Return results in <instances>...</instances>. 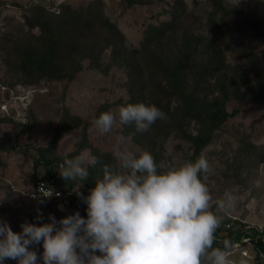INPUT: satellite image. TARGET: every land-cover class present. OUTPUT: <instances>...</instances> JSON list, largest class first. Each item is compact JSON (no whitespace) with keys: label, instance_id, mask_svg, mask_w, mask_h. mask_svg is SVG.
Instances as JSON below:
<instances>
[{"label":"rangeland","instance_id":"1","mask_svg":"<svg viewBox=\"0 0 264 264\" xmlns=\"http://www.w3.org/2000/svg\"><path fill=\"white\" fill-rule=\"evenodd\" d=\"M237 2L0 0V217L14 232L21 231L24 221L39 223L35 219L38 208L45 223L49 213L57 220L74 211L86 217L82 203L72 197L63 204L57 200L41 204L22 194L48 174L46 163L36 165L41 155L54 159L58 176L64 159L86 152L96 155L102 164L117 165L112 145L122 134L128 138L130 151L138 154L146 150L157 162L178 166L206 157L212 171L205 183L214 201H223L225 192L236 198L234 207L226 211L213 205L212 210L222 217L220 232L250 226L264 233V101L248 100L251 90L264 83V0ZM101 7L120 29L130 61L127 57L116 61L111 48L102 49L107 35L102 38L100 32L89 39L91 46L97 44L102 49L92 56L79 51L72 54L56 39L54 61L39 48L33 51L29 64L23 63L25 50L34 49L35 42L49 34L43 25L49 27L60 17L71 31L72 20L87 22L101 14ZM253 23L259 25L258 30ZM163 29L161 35L156 34ZM56 30L55 24L52 34H57ZM185 48H189L186 55ZM182 55L188 62L179 68ZM174 70L181 77L179 87L172 82ZM199 77L203 81L198 89H209L208 100H220L229 112H237L215 128L195 156L194 140L207 130L197 120L181 121L175 94L177 88L192 90ZM128 103L154 104L175 116L157 120L143 133L133 124L100 135L93 121L101 113L118 112ZM100 178V166H89V177L80 191L88 195ZM58 182L64 188L78 187L61 177ZM60 205L64 211L59 210ZM217 241L221 246L229 245L213 244V249L227 252L229 264H260L254 243ZM34 249L41 255L42 243Z\"/></svg>","mask_w":264,"mask_h":264},{"label":"clouds","instance_id":"2","mask_svg":"<svg viewBox=\"0 0 264 264\" xmlns=\"http://www.w3.org/2000/svg\"><path fill=\"white\" fill-rule=\"evenodd\" d=\"M167 119L154 104L128 103L118 112L101 113L93 125L100 135L133 124L143 133L157 120ZM127 142L122 134L115 137L117 165L102 164L91 152L59 165L60 177L78 185L73 191L86 205V217L74 211L57 220L49 213L45 223L38 208L39 223L24 221L20 232L0 217V264H229L226 251L213 249L222 217L212 209L216 204L226 211L236 198L225 192L223 201H214L205 183L212 171L208 159L201 156L178 166L157 162L146 150L130 151ZM98 165L102 178L85 196L80 189L89 166ZM52 195L51 189L42 196ZM32 198L44 203L35 193ZM58 208L65 210L63 205ZM41 243L38 255L34 246Z\"/></svg>","mask_w":264,"mask_h":264},{"label":"trees","instance_id":"3","mask_svg":"<svg viewBox=\"0 0 264 264\" xmlns=\"http://www.w3.org/2000/svg\"><path fill=\"white\" fill-rule=\"evenodd\" d=\"M101 11V14H98L93 19L88 20L85 22L84 20L80 21H73V25H71L69 28H72L71 31L67 30L68 22L65 23L64 18L60 19L58 17V20L55 22L53 19L52 24L43 25V29L45 30V33H49L46 36L40 37L38 42H35V46L32 48L34 49H26L25 55L22 57L24 59L23 63L29 64L30 57L33 55V51L36 52L39 48L45 51V55L49 60L54 61L56 51L58 50L56 47H54V44H56V39L59 40V42H62V46L66 44V47L69 51L72 52V54H75L79 51V53L92 56L93 52H97L102 49L111 48L114 58L116 61L122 60L127 57V60L130 61L132 58L128 51L123 46V37L120 29L112 24L108 20V17H106L102 12V7L99 8ZM231 10H226L224 12L230 13ZM100 13V12H99ZM85 22V23H84ZM57 25L58 33L56 34L53 32L52 29L54 28V25ZM86 26V27H85ZM253 26L256 30L259 29V25L257 23H253ZM52 27V28H51ZM96 29V32L93 31ZM163 30H157V35H161ZM93 32V33H92ZM102 33V38H104V35H107L104 38V45L102 49H99V45L95 44L92 45V43L89 42V39L91 38L92 34H99ZM91 33V34H89ZM154 33V32H153ZM55 39V43L54 40ZM84 45V46H83ZM62 46H58V48H61ZM28 48V47H27ZM56 50H54V49ZM79 48H83L82 50H79ZM99 49V50H98ZM184 54L186 55L189 51V48H185ZM32 60V59H31ZM178 67L181 68V66L187 65L188 57L182 55L180 56L178 60ZM55 65V64H54ZM207 65H209L207 63ZM57 70L56 68H54ZM175 78H173L172 82L176 85V87H179V79L181 80V77L176 75V70H174ZM183 76V75H182ZM185 77V76H183ZM203 81L202 77H199L194 82V87L192 90L184 91L182 89L177 88L175 96L178 97V106L176 108V113L178 111H181V121L188 120H197L200 123L204 124L203 129L207 130V132H203L200 135H198L195 140V150L194 155L199 156L201 150L210 140L211 133L215 130V128L219 127L222 123H224L230 116H233L236 114L237 111L229 112L227 109L224 108V105H221L220 100H208L209 99V89L207 91L199 90V84ZM172 83V84H173ZM173 84V85H174ZM201 95V96H200ZM204 97L202 98V96ZM252 102H263L264 101V83L262 82L259 87L253 91L251 90L250 97L248 99ZM156 104V103H155ZM169 109H165V114L167 115L168 119L175 116L174 112L169 114ZM207 128V129H206ZM54 159H48L44 155H41L38 159V164L40 163H46L48 166V174L47 177L54 178L56 182L59 181L60 175L58 176L57 172L54 170L53 166ZM46 177V176H45ZM59 183V182H58ZM69 189H72L70 187ZM78 202H81L80 199L77 200ZM82 203V202H81ZM232 228V226H231ZM256 232L254 229H251L250 231H246L241 228V231L235 232L234 230H229L228 233L224 234L223 232H220L219 228H217L215 232V240L213 244H217L220 247L221 246L217 239L220 238L222 240H229L232 243H254V246L258 250V254L260 257L259 263L264 264V259L260 256L261 253H264V241L262 239H256ZM225 248V246L223 247Z\"/></svg>","mask_w":264,"mask_h":264},{"label":"built area","instance_id":"4","mask_svg":"<svg viewBox=\"0 0 264 264\" xmlns=\"http://www.w3.org/2000/svg\"><path fill=\"white\" fill-rule=\"evenodd\" d=\"M51 189L53 190V195L51 197H43L42 195H47L49 192H51ZM74 190V189H73ZM72 189L64 188L59 185L58 182L54 178L50 177H42L39 180H37L35 183L31 185L30 188H27L25 190H22V194L31 200H37L32 198V194L35 193L37 196H39L43 200H57L60 203L63 204L65 202L66 198H73L76 201L79 200V197L76 195V193ZM56 193H59V195H56ZM83 208L86 210V205L82 203ZM227 226L230 228L231 224L228 223ZM251 229H254L256 232V239H262L264 241V233L259 228H252L250 226L246 227V231H250ZM260 256L264 259V253H261Z\"/></svg>","mask_w":264,"mask_h":264}]
</instances>
